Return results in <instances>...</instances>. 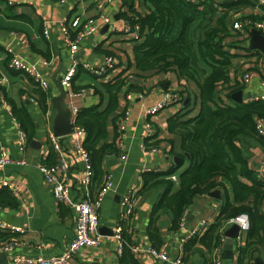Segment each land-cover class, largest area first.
Returning a JSON list of instances; mask_svg holds the SVG:
<instances>
[{
    "label": "crops",
    "instance_id": "crops-1",
    "mask_svg": "<svg viewBox=\"0 0 264 264\" xmlns=\"http://www.w3.org/2000/svg\"><path fill=\"white\" fill-rule=\"evenodd\" d=\"M11 1L9 4L8 0H0V76L6 79L0 84V148L4 147L15 161L0 168V180H7L15 188L12 190L7 187L17 198L18 205L15 208L0 206V220L23 227L25 231L19 234L0 228L1 232L9 235L8 237H19V244L10 252H5L7 262L0 264H8L13 254L23 256L59 254L74 237L76 217L74 209L53 198L38 169L39 162L53 164L56 161L57 153L51 147L47 134L54 117L50 99L58 93L53 81L60 82L61 76L74 60L78 67L66 96L71 113L73 108L80 110L89 106H98V110H104L109 104V94L103 83L113 80L117 75L123 77L125 82L117 92V105L108 115L106 125L107 142H112L115 133L117 131L119 133L115 137L117 152H107L103 156L101 172L94 173L91 187L89 186L91 191L100 184L106 173L111 174L112 188L106 192L98 209L99 228H102L101 231L98 228L101 243L95 247L79 248L72 260L83 264H121V252L118 251L119 245L114 237V228L119 223L120 200L132 190L135 191V208L128 222L123 225L124 232L131 239V245L165 247L171 258L176 257L179 234L170 227L171 212L167 208L153 212V206L166 187L157 185L143 190L142 186L145 171H167L175 164L173 157H178L181 153L180 136L169 130L167 120L176 112L185 110L183 106L187 99L184 103L169 105L153 116L152 143L157 147L156 151H150L147 146L143 148L146 138L144 112L146 108L160 100L165 90L178 91L184 81L179 79L173 70L141 75L142 73L135 68L133 46L140 38L123 33L120 29L121 17L117 15L127 11V6L122 4V0H114L105 5L104 11L113 18L112 22L108 24V28H105L106 24H101L98 30L85 36L74 54H71L65 42L61 22L64 18L74 15H81L83 18L96 16L94 0ZM251 1L252 4L239 8L238 14L264 17V6L258 5L256 0ZM136 6L140 10L144 9L137 2ZM7 48L11 49L12 54H17L36 65L43 77L49 81L50 97L45 112L38 104L37 88L25 76L9 68ZM108 54L113 55L115 64L103 76L98 77L81 66L82 63H88L91 67L97 68ZM241 54L240 57L233 58L229 71L230 83L238 80L240 84L243 72L252 67L250 70L254 71L255 75L248 83L242 85L241 90L243 94L264 96V87L260 83L261 78H264V71L262 73L258 71L262 63L264 64V55L258 59L253 54L247 56H244V52ZM74 87L84 88L85 91L78 94L73 90ZM191 87L195 92V87L192 85ZM126 94H131L130 100H126ZM220 95L227 101L223 90ZM231 99L234 100L232 97ZM9 100L17 106H23L30 115V123L29 121L26 123V129L31 133V137L28 138L25 133L24 145L20 143L21 126L11 112ZM246 100L251 99L243 101ZM125 108L129 109V115L123 123L124 130L120 131L118 122ZM198 108L196 102L190 115L197 113ZM262 135L264 136V133ZM69 138L70 135L62 136L60 142L64 155L71 163L69 178L71 198L79 200L85 191L78 182L82 161L72 150ZM84 140L85 134L82 144ZM245 148L249 166L258 176L259 170L264 167V147L255 140H248ZM121 153L124 158L120 157ZM21 159L25 162L18 161ZM181 169L169 177L170 179L173 175L176 177L175 180L172 179L175 186ZM219 191L220 199L210 197L208 194L199 195L187 206L184 216L188 228L195 227L202 220L207 221V227L216 221L224 203L223 190ZM261 211L264 213V203ZM154 224L157 231L151 236L150 228ZM245 235L246 233L242 246L245 243ZM238 243V239H233L232 257L223 258L227 255L225 251L228 250L223 241L220 264H238L236 255ZM198 247L203 249L201 245ZM252 248H255L253 258L244 259V264H264V243H254ZM132 254L138 264H171L148 253ZM256 257L259 258L257 263L254 261ZM202 260L200 251L183 258L184 264H202Z\"/></svg>",
    "mask_w": 264,
    "mask_h": 264
},
{
    "label": "trees",
    "instance_id": "trees-1",
    "mask_svg": "<svg viewBox=\"0 0 264 264\" xmlns=\"http://www.w3.org/2000/svg\"><path fill=\"white\" fill-rule=\"evenodd\" d=\"M136 2L144 9H138ZM122 4L127 6V11L117 16L139 25L140 39L133 46L135 68L141 75L175 71L184 81L177 91L181 102L187 99L185 110L167 120L169 130L180 136L178 161L167 171H145L142 189L157 185L166 187L153 206V212L169 209L173 231L177 230L180 217L196 196L206 195L213 189L223 190L224 203L216 221L201 235L195 234L186 241L183 258L200 251L202 264H213L208 254L219 242V225L227 218L245 213L249 229L244 245L237 247V263L244 264V259L253 258L255 248L252 245L264 243V213L261 211L264 181L249 166L245 148L248 140H255L264 147V136L255 127L258 118L264 119V99L232 100V93L242 86L238 80L230 83L229 71L233 58L240 57L241 52L244 56L256 55L258 59L263 54L247 48V38L233 29L231 22L244 17H264L238 14L239 8L252 4L251 0H122ZM124 82L123 77L117 75L103 83L109 94V104L104 110H98V106L83 107L75 116L76 124L85 134L83 146L89 151L93 171L97 174L101 172L103 156L107 152H117L115 137L119 133H115L112 142H107L106 125ZM79 89L81 87L73 88ZM221 90L227 101L220 95ZM36 91L38 104L45 112L50 92L40 88ZM9 101L20 129L30 138L31 133L26 129L30 115L23 106ZM196 102L198 111L190 115ZM180 168L175 186L169 177ZM17 205L13 193L1 187L0 206L15 208ZM156 228L155 224L151 226V236ZM124 231L121 233L120 263L138 264L130 249L131 239ZM8 236L0 231V241ZM199 245L204 250L199 249Z\"/></svg>",
    "mask_w": 264,
    "mask_h": 264
},
{
    "label": "built area",
    "instance_id": "built-area-1",
    "mask_svg": "<svg viewBox=\"0 0 264 264\" xmlns=\"http://www.w3.org/2000/svg\"><path fill=\"white\" fill-rule=\"evenodd\" d=\"M30 1V0H27ZM64 2L65 0H59ZM81 1V0H78ZM114 0H94V7L96 8V16L83 18L81 15H74L73 17L64 18L61 22L62 32L64 34V39L68 45L71 54L76 53L78 50L79 42L87 35L95 32L99 29L101 24H109L112 22V17L105 13V5L113 2ZM258 5L264 6V0H256ZM11 4L12 1L8 0ZM121 30L123 33L132 34L135 38L139 37V25L137 23H132L129 19L122 17L121 19ZM232 28L236 31H241L243 36L248 38V32L251 28L258 29L264 34V18H251L244 17L243 19H233L231 22ZM114 29V27H113ZM44 34L47 36V32L44 30ZM9 53L8 66L10 69L17 71L18 73L25 76L36 88H40L45 92L49 91V81L43 77L36 65L31 64L17 54H12L10 48H7ZM261 53V52H260ZM256 56V55H255ZM115 60L112 54H108L104 57L103 62L99 67L93 68L88 63H82L83 69L90 71L92 74L100 77L103 76L109 69L114 67ZM78 63L74 60L65 73L60 78V84L65 89H70L72 79L75 76ZM252 69V67L250 68ZM247 69L244 71L240 77V85H244L250 81V79L255 75V72ZM255 69V66H253ZM250 70V71H249ZM259 73L264 71V64L258 68ZM4 76H0V84L5 81ZM262 87H264V78L260 80ZM85 91L84 88L76 91L78 94H82ZM126 100L131 99V94L125 95ZM252 99H264V96L254 97ZM175 103H182L181 97L177 90L167 89L163 93L160 100L146 108L144 112V126L146 128L145 143L143 148L149 147L150 151H156L157 147L153 145L152 138L154 137V131L152 127L153 116L166 108L169 105ZM77 109H72L71 121L73 123L72 132L70 135L71 148L80 157L82 161V170L79 173L78 182L84 187L85 191L80 196L79 200H72L69 178L71 174V163L70 160L64 155L62 151V146L60 142V137L55 136L51 126L47 129V134L49 137L50 145L53 150L57 153L56 161L53 164H46L39 162L38 169L41 172L44 181L48 184L53 198L57 202H62L70 207H72L76 213L75 217V233L74 237L64 246L59 254L51 256H43L42 254H36L34 256H23L19 254H13L8 262V264H83L82 262L73 261L74 255L77 253L78 249L83 246L95 247L101 243V235L99 234V217L98 209L103 200L104 195L107 191L112 188L111 174L106 173L100 182V184L89 190L91 187L92 178L94 175L91 157L89 151L83 146L82 141L84 137L83 129L76 124L75 116ZM129 109L125 108L122 117L118 122V129L120 131L124 130V121L128 118ZM264 119L258 118L255 122L256 130L259 134L264 133L263 129ZM20 143L24 145L26 143V137L23 130H19ZM69 140V141H70ZM121 158L124 155L121 153ZM15 160L8 155L4 147L0 148V168L14 162ZM20 162H25L23 159L18 160ZM258 176L264 181V167H262ZM171 179L175 180L176 177L173 175ZM8 187L14 190L7 180H0V187ZM134 190L126 193L120 200V212H119V223L114 228V237L118 242V251L121 252L122 249V230L123 223L128 222L131 215L133 214L135 208V194ZM186 210V209H185ZM185 211L180 217L176 233L179 234L178 239V252L177 256L171 258L168 255L167 249L165 247H154L152 245L141 247L138 245H130V249L135 255L142 253H148L160 260L170 262L171 264H184V245L186 241L195 234L201 235L207 227V221L202 220L195 227L188 228L185 222ZM232 224H236L239 228L238 244L242 246V241L244 239V234L249 229L248 217L245 213L239 214L235 217L227 218L221 222L218 227L220 234L219 242L217 246L213 247L212 251L208 254V258L211 259L213 264H220L221 249L222 244L225 239L224 231ZM0 228L9 229L15 233H23L25 230L23 227L13 226L0 220ZM19 244V237H8L0 241V252H10ZM238 254V249L236 250V255Z\"/></svg>",
    "mask_w": 264,
    "mask_h": 264
},
{
    "label": "water",
    "instance_id": "water-1",
    "mask_svg": "<svg viewBox=\"0 0 264 264\" xmlns=\"http://www.w3.org/2000/svg\"><path fill=\"white\" fill-rule=\"evenodd\" d=\"M117 19L116 16H114ZM108 24H106L105 28ZM247 48L252 50H258L264 55V34L259 31L258 29L251 28L248 32L247 38ZM55 87L57 88L58 93L51 97V107L54 109V117L52 119L51 129L55 136L62 137L68 135L72 132L73 123L71 121V109L66 102V96L68 90L65 89L60 82L53 81ZM231 97L236 101H243L244 99L254 98V94L246 93L243 94L242 90H238L232 93ZM185 104V103H184ZM35 142V140H33ZM173 162L176 163L178 161V157H173ZM208 196L220 199V191L219 189H213L209 191ZM101 231L102 228H99ZM239 228L236 224H232L230 227L225 229L224 235V246L228 248L225 251L227 255L223 258H231L232 257V240L238 236ZM0 262L6 263L7 262V254L5 252L0 253ZM254 261L257 263L259 262V258H255Z\"/></svg>",
    "mask_w": 264,
    "mask_h": 264
},
{
    "label": "clouds",
    "instance_id": "clouds-1",
    "mask_svg": "<svg viewBox=\"0 0 264 264\" xmlns=\"http://www.w3.org/2000/svg\"><path fill=\"white\" fill-rule=\"evenodd\" d=\"M249 99H252V98H249Z\"/></svg>",
    "mask_w": 264,
    "mask_h": 264
},
{
    "label": "rangeland",
    "instance_id": "rangeland-1",
    "mask_svg": "<svg viewBox=\"0 0 264 264\" xmlns=\"http://www.w3.org/2000/svg\"><path fill=\"white\" fill-rule=\"evenodd\" d=\"M246 44V43H245ZM247 45V44H246Z\"/></svg>",
    "mask_w": 264,
    "mask_h": 264
}]
</instances>
